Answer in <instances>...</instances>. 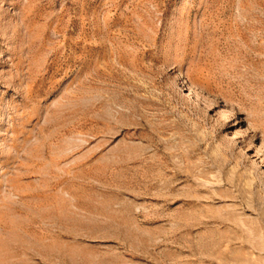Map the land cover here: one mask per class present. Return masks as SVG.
Here are the masks:
<instances>
[{
  "label": "rangeland",
  "instance_id": "1",
  "mask_svg": "<svg viewBox=\"0 0 264 264\" xmlns=\"http://www.w3.org/2000/svg\"><path fill=\"white\" fill-rule=\"evenodd\" d=\"M0 264H264V0H0Z\"/></svg>",
  "mask_w": 264,
  "mask_h": 264
}]
</instances>
